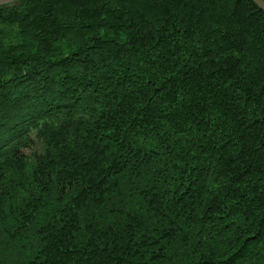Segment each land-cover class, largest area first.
I'll list each match as a JSON object with an SVG mask.
<instances>
[{"label": "trees", "instance_id": "1", "mask_svg": "<svg viewBox=\"0 0 264 264\" xmlns=\"http://www.w3.org/2000/svg\"><path fill=\"white\" fill-rule=\"evenodd\" d=\"M0 264H264V11L0 5Z\"/></svg>", "mask_w": 264, "mask_h": 264}, {"label": "water", "instance_id": "2", "mask_svg": "<svg viewBox=\"0 0 264 264\" xmlns=\"http://www.w3.org/2000/svg\"><path fill=\"white\" fill-rule=\"evenodd\" d=\"M17 0H0V5H6ZM255 2L264 11V0H251Z\"/></svg>", "mask_w": 264, "mask_h": 264}, {"label": "rangeland", "instance_id": "3", "mask_svg": "<svg viewBox=\"0 0 264 264\" xmlns=\"http://www.w3.org/2000/svg\"><path fill=\"white\" fill-rule=\"evenodd\" d=\"M30 151H28V153H29Z\"/></svg>", "mask_w": 264, "mask_h": 264}]
</instances>
